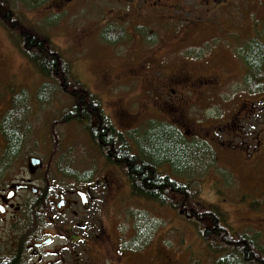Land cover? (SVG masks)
<instances>
[{
  "label": "rangeland",
  "instance_id": "obj_1",
  "mask_svg": "<svg viewBox=\"0 0 264 264\" xmlns=\"http://www.w3.org/2000/svg\"><path fill=\"white\" fill-rule=\"evenodd\" d=\"M7 1L19 19L58 49L73 77L99 102L103 117L112 120L111 130L115 125L126 133L139 123L140 128L145 115H160L154 111L157 107L146 105L165 103V123L179 128L189 141L209 145L214 160H204L210 165L206 171L181 178L163 166L160 173L192 182L233 235L253 237L264 248V82L253 92L243 78L248 43L264 30V0L206 2L200 17L174 20L159 15L151 25L165 46V60H144L162 58L163 49L152 51L156 45L139 32L130 31L129 38L117 45L102 41L100 32L94 38L98 32L92 26L105 17L80 11L83 5L62 10L61 0H37L34 6L27 0ZM7 10L0 0V121L7 119L8 132L23 141L19 168V162L10 163L16 169L11 170L10 181H32L42 191L53 186L74 194L69 195L73 201L78 191L94 187L97 201L90 212L100 218L103 236L115 245L118 228L134 235L132 254L126 251L132 264H217V253L209 250L179 209L135 197L124 167L106 159L111 131L104 135L93 130L100 125L94 119L83 124L64 121L73 95L79 101L88 97L83 91L66 90L67 81L46 79L35 69L21 49L31 29L22 32L26 29L18 28L17 17L12 19ZM158 70L165 73V81ZM185 76V84L173 81ZM44 84L45 92L54 91L45 99V92H39ZM20 97L31 106L24 136L18 122L24 113L16 100ZM31 159L43 164L34 176L28 169ZM91 247L90 264H109L103 250ZM128 262L124 256L123 264Z\"/></svg>",
  "mask_w": 264,
  "mask_h": 264
},
{
  "label": "flooded vegetation",
  "instance_id": "obj_2",
  "mask_svg": "<svg viewBox=\"0 0 264 264\" xmlns=\"http://www.w3.org/2000/svg\"><path fill=\"white\" fill-rule=\"evenodd\" d=\"M27 1L28 5L34 6V2L37 0ZM97 1L106 5L97 8ZM215 1L218 0H61L59 5H65L62 10L83 5L80 11L105 17L100 24H92L93 30L98 32L94 38L100 36L101 33L102 41L109 45H117L129 38L130 31L132 33L139 32L146 42L156 45L152 51L163 49L162 58L155 55L146 57L144 60H165V46L162 45V41H157L158 36L153 33L151 24L156 21L159 15L164 19L174 20L185 16L200 17L202 16L200 12L202 6L206 2L213 3ZM107 16H117L118 18L113 21ZM147 37L149 41L146 40ZM157 73H162L165 81V73L162 70H158ZM138 76L141 78V73ZM185 79H187L186 76L184 79L175 77L173 81L182 85L186 83ZM146 106L157 107L154 108V111L160 112V115L151 117L148 114L145 115L143 117L144 125L140 129L137 127L139 123L128 131L133 132V136H137L139 133L143 134L149 130L153 123L160 124L161 130H165V103L163 106ZM1 121L0 264H90V253L93 249L91 245L104 251L103 258L109 264H123L124 256L129 258L127 264H132L126 251L132 254L134 235H130V232L121 233L122 228H118L120 230H118V239L115 245L110 238L103 236L104 227L100 218L93 216L90 212L93 203L97 201L94 187L90 190L78 191L76 193L78 198L73 201L69 195L75 197L74 194H64L53 186H48L42 191V187L35 188L32 181L25 179L10 181L11 170L16 171L15 168H10V158L13 162L16 161L15 163L19 162L17 167L20 165L23 141L18 134L8 132L9 125H6L8 121ZM109 121L112 122L111 119ZM102 127L100 123L99 134L107 135V132L101 133ZM114 128L115 132L124 133L115 125ZM10 134L21 144V147L14 148L12 153L9 148ZM21 135L24 136V133ZM131 144L134 145L133 154L135 156L141 154L136 138L135 141L131 140ZM104 146L108 147L109 145L105 144ZM42 166L43 164L38 168H42ZM28 169L33 176L38 171L32 170L30 164H28ZM81 194H85L84 201ZM60 241L63 242L62 245H60ZM107 249L110 251L109 254H107Z\"/></svg>",
  "mask_w": 264,
  "mask_h": 264
},
{
  "label": "trees",
  "instance_id": "obj_3",
  "mask_svg": "<svg viewBox=\"0 0 264 264\" xmlns=\"http://www.w3.org/2000/svg\"><path fill=\"white\" fill-rule=\"evenodd\" d=\"M1 5L5 6L7 14L17 17L11 11L9 1L1 0ZM18 28L26 29L22 32H29L28 36L22 40V52L35 69L46 79L67 81L68 89L83 91L88 97L85 101L75 99L66 114L64 121H79L80 124L91 119L102 124L103 132H110L109 141L111 151L105 154L110 163L124 167L130 187L136 195L135 197L149 201H154L162 206H170L179 209V214L185 221L194 225L200 237L203 239L209 250L218 256L217 264H264V248L257 243L253 237L233 233L225 226L222 216L217 209L206 204L200 197L199 192L194 190L192 182L186 180L177 181L168 174L162 175L159 168L168 166L174 173L183 178L186 173L195 174L206 171L210 165L204 163L208 157L213 161V151L207 144L189 141L185 134L178 128L165 123V130H161L160 124L153 123L149 130L143 134L133 136V132L119 134L111 130L110 121L103 117L99 102L95 101L87 92L83 84L73 77L69 65L60 56L58 49L44 38L33 26L26 24L25 20L17 17ZM13 28L15 25L12 26ZM17 29L16 31H18ZM248 44L250 54L243 55V61L247 71L245 78L251 91L260 89L264 82V30L257 31V37L250 40ZM47 84L40 88V93L45 92ZM54 91H46L43 94L51 97ZM19 97V96H18ZM19 99L22 101L20 102ZM20 107L23 108L20 133H28L26 121L27 115L31 111L29 102L25 105L23 97L16 98ZM88 101V103H86ZM20 102V103H19ZM45 102V100L43 101ZM25 109V111H24ZM13 110V109H12ZM11 110V111H12ZM94 118H91V115ZM7 119H5L6 121ZM12 122V121H11ZM25 123V125H23ZM93 127V126H92ZM100 125L96 126L99 133ZM96 131V132H97ZM95 134V133H93ZM10 134V152L21 147V144ZM138 140L141 154L135 156L131 140ZM12 158H10V162ZM205 168V170H204ZM193 187V188H192ZM177 199V202L174 199ZM182 213V214H181Z\"/></svg>",
  "mask_w": 264,
  "mask_h": 264
},
{
  "label": "water",
  "instance_id": "obj_4",
  "mask_svg": "<svg viewBox=\"0 0 264 264\" xmlns=\"http://www.w3.org/2000/svg\"><path fill=\"white\" fill-rule=\"evenodd\" d=\"M40 165H41L40 160H32L30 167L32 168V170H37Z\"/></svg>",
  "mask_w": 264,
  "mask_h": 264
},
{
  "label": "bare ground",
  "instance_id": "obj_5",
  "mask_svg": "<svg viewBox=\"0 0 264 264\" xmlns=\"http://www.w3.org/2000/svg\"><path fill=\"white\" fill-rule=\"evenodd\" d=\"M263 20V19H262ZM263 22V21H262ZM263 94V93H262ZM140 129V128H139ZM42 162V161H41ZM165 166V165H164ZM163 168V167H162ZM160 169V168H159ZM107 209V208H106Z\"/></svg>",
  "mask_w": 264,
  "mask_h": 264
}]
</instances>
